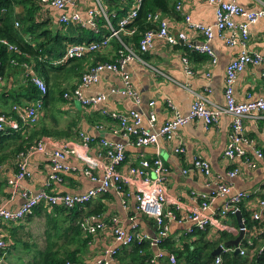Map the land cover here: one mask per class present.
<instances>
[{
  "label": "crops",
  "instance_id": "crops-1",
  "mask_svg": "<svg viewBox=\"0 0 264 264\" xmlns=\"http://www.w3.org/2000/svg\"><path fill=\"white\" fill-rule=\"evenodd\" d=\"M237 2L247 10L264 7V4L258 0H237ZM99 3L107 8L106 0H77L75 9L82 19H86L88 10L96 8ZM173 5L171 10L161 12L167 20L169 30L175 34L183 31L189 41L195 43L201 41L202 34L196 32L191 24H213L215 21L214 5L196 0H184L181 10L175 7V3ZM108 7L114 9L115 5ZM17 9L20 10V7L17 6ZM71 11L72 8L69 6L58 9L40 2L37 17L46 19L49 27L56 29L61 23L60 14L63 12L69 14ZM184 14L189 15L188 22L185 21ZM243 19L239 15L234 16L236 23L242 22ZM68 24L61 26V30L67 34L77 35L78 24ZM101 26L102 29L95 31L96 34L105 30L104 26ZM111 39L105 47L84 56L80 70L83 71L96 60H115L116 46ZM246 43L248 49L252 51L264 50V16L249 24V36ZM211 47L216 57L214 62L210 55L189 48L183 41L179 40L170 44L162 38L155 37L149 48L141 52L142 60L131 59L124 65L129 85L139 94L138 103L131 97L118 92L108 94L105 99L92 105H83L77 99L62 102L53 96L44 106V114L38 127L41 124L51 131L69 132V135L53 136L55 141L79 140L77 132L79 130L86 132L93 137L88 152L103 161L107 157L103 152L104 149L98 145L99 138L105 137L126 144V159L120 165L123 171L130 164L138 163L141 158L151 160L156 156L160 157L167 168L163 171V182L170 197L169 200L180 201L179 208L175 210L178 217H184L189 208L200 200L201 195H208L215 191L216 185L220 182H228L233 185L234 189L246 190L249 196L243 201L244 207L252 210L256 207L259 195L264 191V157H259L255 153V148L264 153V112L253 113L244 119L243 135L248 139V143L241 142L244 154L234 159L224 156L232 122L227 113L220 114L218 120L210 126H206L202 119L188 121L179 127L171 140L159 137L156 144L136 145L130 142L131 135H123L116 119L102 112L104 110L110 113H125L133 109L142 116L137 128L156 131L172 113L169 101L183 114L188 113L197 93L204 95L210 106L224 105L225 66L238 54L240 46L229 45L215 34L211 40ZM185 56L188 57L189 65L193 69L191 74L185 72L183 62ZM263 70L264 62L248 64L238 73L234 84V95L237 101L243 102L249 98L264 96ZM78 79V75L67 78L63 81V85L70 89ZM26 82V68L21 65L6 67L0 74V114L19 120V114L13 105L24 106L31 100L28 101L27 98L19 96L18 100L14 101L10 100L8 95L24 92L23 86L25 87ZM110 87L119 89L124 87L120 73L104 71L97 82L83 88L82 92L85 96L97 95L107 92ZM150 113L154 114L152 123L149 121ZM20 141L21 137H17L0 142V151L6 154L0 163V205L17 208L24 200L23 191L35 193L40 189H46L52 193H78L98 185L83 171V161L72 154H69L66 159L68 170L61 174V180L51 178L48 156L36 150L29 152L26 156L30 176L16 179L14 174L19 169L18 156L14 155L13 149ZM53 143L50 141L47 146L51 149ZM177 145L183 146L184 150L175 151L174 148ZM194 156H200L209 162L210 177L205 176L200 169L194 166ZM235 167L239 169L238 173L229 177L227 171ZM94 170L100 172L101 168ZM151 175L154 176L155 173L151 171ZM9 179L13 182H9ZM123 192L121 194L114 189H108L91 198L87 203L73 207L68 212H57V205L40 203L38 212H35L31 218L26 216L18 223L8 224H11V228L21 226V228L17 227L18 236H22L20 234L22 228L30 231L33 238H28L29 236L26 238L31 241L30 245L33 248L40 249L41 246L46 247L48 242H52L54 248L75 249L79 264H93L104 256L109 246L114 245L110 230L112 217L117 218L128 228H132L135 224L139 230L154 236L156 231L154 220L136 208L135 188L130 185L124 186ZM223 199L224 196H218L213 207L221 206ZM90 213L99 215V219L105 222V227L101 231L87 235L78 227L73 228L84 214ZM220 223L219 227H208L209 236L216 237V232L221 229L231 232L232 238L236 237L239 224L235 214L222 217ZM191 229L187 221L170 220L167 237L173 240L175 245L182 246L184 242H191L195 238ZM1 232L3 237L9 234L8 242H14L12 231L7 230V224L3 225ZM224 241L219 244L223 245ZM20 245L18 243L9 247L3 257L0 255V263L6 264L10 252L16 254L17 248L20 251L25 250ZM224 246L235 247L233 245ZM150 247L152 253L158 249L155 246ZM162 251L165 254L169 253L166 247Z\"/></svg>",
  "mask_w": 264,
  "mask_h": 264
},
{
  "label": "built area",
  "instance_id": "built-area-1",
  "mask_svg": "<svg viewBox=\"0 0 264 264\" xmlns=\"http://www.w3.org/2000/svg\"><path fill=\"white\" fill-rule=\"evenodd\" d=\"M142 0H133L127 12L118 17L116 23H113L108 15V12L102 3H99L96 8L88 10V17L82 19L75 6L77 0H40V2L51 5L58 9H64L66 6L72 8L71 13H61L59 21L63 24L75 23L91 27L94 31L99 30V17L103 16L106 20L105 24L108 33L99 39H92L89 41L75 42L68 44L62 56L56 62H63L70 57L84 56L86 53L94 50H99L105 47L112 37H117L120 40L121 47L117 50L115 60L98 61L91 64L89 67L81 72V75L74 87L64 92V97L77 99L83 105H92L99 103L108 94L121 93L131 97L135 102H139L140 97L128 83V75L124 71V65L131 59L142 60L141 52L146 51L152 44L155 37L162 38L167 43L174 44L183 41L189 48L195 51L204 52L211 56L212 61L216 60L215 53L211 47V40L217 34L229 45H239L240 49L225 66L224 74V105L210 106L207 103V98L197 93L193 99L188 113H181L170 101L168 104L172 108V113L156 131L144 130L137 128L142 120V116L135 110H129L125 113L102 111L118 121L119 129L123 135H131L130 142L136 145L156 144L159 137L166 140H171L177 133L179 127L184 123L194 120L202 119L206 126L213 125L220 114L227 113L230 115L232 122L229 133V142L224 150V156L229 159H234L244 154V149L241 142H247L248 139L243 135L244 119L253 113L264 112V96H257L249 98L246 101H237L234 95V84L238 73L248 64H259L264 62V50L252 51L248 49L247 39L249 36V24L256 21L259 17L264 16V7L257 10H247L240 5L237 0H196L205 1L214 5L215 21L213 24H199L192 23L193 29L202 34V40L198 43L189 41L186 33L183 31L177 34L172 33L168 28L167 20L162 16L158 10L148 11L146 17L155 25L144 29L138 40V46L134 47L133 43L124 42L120 35L122 32L133 33L135 27L126 29V25L131 22L138 14V9ZM184 0H177L175 7L181 10V5ZM264 4L262 0H258ZM239 15L243 17V21L236 23L234 16ZM186 22L189 21V15L184 14ZM19 25V21L15 20V26ZM0 42L7 45V48L13 51H18V47L1 38ZM15 64V60L11 59ZM185 64V72L187 74L193 73V69L189 65L188 57H183ZM21 66L26 68V79L35 84L40 90V95L24 106L17 104L13 108L19 114V120L5 117L0 114V131L11 127L19 129L23 125H30L35 123L41 115L44 99L43 94L47 90V85L42 77H40L33 68L26 63ZM104 71L118 72L122 76L124 83L123 88L110 87L107 92L85 96L82 92L83 88L98 81L100 74ZM264 73V70H263ZM154 114L150 113L149 121L152 123ZM99 126V125H97ZM79 140H56L51 136H42L35 143L30 145L25 151L18 154V170L15 172V178H22L30 176L31 172L27 166L26 156L31 151L44 152L49 158L50 174L53 179L61 180V174L68 170L67 157L69 154L75 155L83 161V171L98 185L96 187L87 189L84 192L78 193H52L46 189H40L35 193H27L23 191L24 200L17 208H7L0 205V248L4 247L5 241L1 232L3 225L8 223H15L22 220L25 215L33 212V209L40 203H47L49 205H59L65 208H73L77 205L89 201L91 198L105 192L108 189H114L118 193H124V186L130 185L135 188L136 208L139 212L154 220L156 231L153 235H149L139 230L137 225L132 228L126 227L117 218L110 219V230L113 236L114 245L109 246L104 256L97 259L93 264H114L115 253L118 245H129L134 241L148 240L150 246L157 247V251L153 253V260L157 261L161 256H167L171 263L175 262V256L172 253H164V249L159 245V242L168 236L169 221L177 220L187 221L193 230L204 229L209 226H221L220 219L229 213L235 214L240 210L239 204L243 202L249 193L246 190L234 189L233 185L228 182H220L216 185L215 191L208 195H201L200 200L189 208L188 213L184 217H178L176 208H179L180 201L177 199H170L167 189L163 182V171L167 170L162 159L158 156L151 160L141 158L138 163L130 164L126 170H121L120 165L126 159V144L119 141H112L105 137L98 140L100 148L104 149L107 159L105 161L98 157L91 155L88 152L93 137L84 131L77 132ZM53 141V146H47V143ZM175 151H183L184 147L181 145L175 146ZM255 153L259 157H264V153L255 148ZM193 164L207 177L211 176L210 164L206 159L200 156L193 157ZM1 167V164H0ZM101 168L100 172L94 169ZM94 168V169H93ZM151 171L155 173L151 175ZM237 167L227 171L229 177L238 173ZM9 182H13L9 179ZM218 196H224L221 206L214 208L213 204ZM253 219L259 222V225L264 221V191L259 195L256 202V207L251 210ZM243 225L238 226V230L242 231V237L239 241L238 248L240 254H245L246 246H241L240 242L243 238L251 245L253 237L260 231V227L252 225L250 228L242 218ZM79 226L84 234L90 235L101 231L105 227V222L99 219V215L90 213L84 215L80 221ZM234 247H225L222 245L221 250H233ZM254 248H250V252H254ZM220 262V256H216L214 263Z\"/></svg>",
  "mask_w": 264,
  "mask_h": 264
},
{
  "label": "trees",
  "instance_id": "trees-1",
  "mask_svg": "<svg viewBox=\"0 0 264 264\" xmlns=\"http://www.w3.org/2000/svg\"><path fill=\"white\" fill-rule=\"evenodd\" d=\"M106 1L109 5H115L114 9H110L107 4L106 8L109 18L113 23H116L117 18L127 12L133 2V0ZM176 1L177 0H142L137 16L126 25V29L135 27V31L133 33L122 32L120 38L124 42H133L134 47H137L141 32L155 25L152 21L147 19L146 13L154 10L167 12L171 10ZM17 6L20 7V10L17 9ZM39 9L40 0H0V39H6L18 47V51H13L8 49L6 44L0 42V74L4 72L6 67L19 66L23 63L29 65L44 79L47 85V90L42 96L45 106L48 100L53 96L62 102L71 99L63 95L68 89L64 87L63 81L75 75L80 77L82 72V70H80L82 58L90 53L98 51H90L80 57H70L61 63L56 62V60L63 55L66 46L75 42L99 39L101 35L107 34L108 30L105 24L106 20L101 16L98 19L99 30L102 29L101 25L105 28V30H102V33L96 34L91 27L78 24L76 28L78 30L77 35L67 34L61 30L65 24L60 23V26L53 29L49 27L46 19H38L37 14ZM15 20L19 21L18 26H15ZM111 42L116 46L117 56V50L121 47L120 40L117 37H112ZM11 59H14L16 63L13 64ZM96 61L98 62L99 60ZM23 88L25 90L24 92L9 94L8 97H12L14 101H17L19 96H23L27 98L28 101H32L40 95L38 87L29 80H27ZM44 106L41 115L35 123L23 125L19 129L7 127V129L0 131V142L9 138L21 137V141L13 149L15 156L25 151L42 136L60 137L69 135L68 131H51L41 124L38 127V123L44 114ZM13 113H15V111H13ZM5 155V153L0 151V163L2 159L5 158ZM239 206L245 223H247L250 228L252 225L260 227V231L254 235L251 245L246 242L245 238L241 240L240 245L246 246L247 248L245 254H240L239 252L233 253V250H221L218 254L212 255L211 251L220 242L232 238L233 235L229 231L220 229L216 232L217 236L213 238L208 235V227H206L204 229L194 228L191 233L195 235V238L191 242H184L182 246L175 245L173 240L169 237L163 238L159 242L161 247H166L169 253L175 256L174 263H171L165 255L161 256L157 261L153 260L151 247L148 240L144 239L141 241H134L129 245H118L114 257V264H214L216 256H220V262L218 264H264V221L259 225V222L252 218L251 210L244 207L243 202H241ZM38 207H40V204L33 209L32 213L25 215V217L31 218L35 212H38ZM56 207L57 212H68L73 209L58 205ZM229 215L233 216L234 214L229 213ZM80 219L73 228L75 229L78 227L80 231H82L79 226ZM8 226L10 228H8ZM70 226L71 225H69V227ZM17 227L21 228V226ZM17 227L11 228V224H7V230L9 231L10 229L12 231L14 242H8L7 237L9 234L4 237L7 244L0 248V255L2 257L5 252L9 250V247L19 243L23 245L25 250L29 248L32 249L30 261H26L24 264H79V258L77 257L75 249L61 250L58 247L54 248L52 242H48L46 247L34 249L33 246L30 245L31 241L26 238L28 236V238H33L32 235H30V231L22 228L20 229V234L22 236H18ZM14 233H16V235H13ZM250 248H254L255 251L251 253ZM33 250L36 251L33 252ZM0 264L4 263L1 262Z\"/></svg>",
  "mask_w": 264,
  "mask_h": 264
},
{
  "label": "water",
  "instance_id": "water-1",
  "mask_svg": "<svg viewBox=\"0 0 264 264\" xmlns=\"http://www.w3.org/2000/svg\"><path fill=\"white\" fill-rule=\"evenodd\" d=\"M235 215H236V217H237V219H238V224L241 226V225H243V222H242V219H241V217H242V213H241V211H237L236 213H235ZM242 231L240 230L239 232H238V234L236 235V237H234V238H232V239H229V240H227V241H224L223 242V245H226V246H229V245H233V246H235L234 247V249H233V253H237L238 251H239V248H238V244H239V241H240V239H241V237H242ZM221 249H222V244H218L212 251H211V254L212 255H216V254H218L220 251H221ZM214 264H217V263H214Z\"/></svg>",
  "mask_w": 264,
  "mask_h": 264
},
{
  "label": "rangeland",
  "instance_id": "rangeland-1",
  "mask_svg": "<svg viewBox=\"0 0 264 264\" xmlns=\"http://www.w3.org/2000/svg\"><path fill=\"white\" fill-rule=\"evenodd\" d=\"M8 98H10V100L13 99L12 97H8ZM21 247H23V245H21ZM42 247L43 246H41L40 248H42ZM35 251L36 250H33V252H35ZM31 254H32V249L29 250V253H28V250L20 251L17 248L16 249V254H14V253L11 254V252H10V255L7 257V263L6 264H24L26 261H30L31 256H32Z\"/></svg>",
  "mask_w": 264,
  "mask_h": 264
}]
</instances>
